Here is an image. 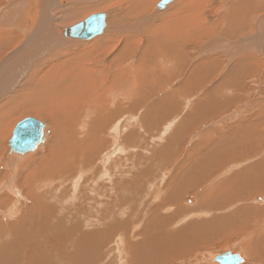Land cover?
Wrapping results in <instances>:
<instances>
[{"label":"bare ground","instance_id":"6f19581e","mask_svg":"<svg viewBox=\"0 0 264 264\" xmlns=\"http://www.w3.org/2000/svg\"><path fill=\"white\" fill-rule=\"evenodd\" d=\"M9 1H5L6 4ZM41 1L45 2L43 4L41 3L44 7L43 11L41 9H39V8H41L42 5L39 4L38 2H41ZM56 1H58V3H60L62 5H63V3H65V2H62L63 0L62 1H60V0H15V2H14L15 5L20 6V3H24V4L26 3L25 6L28 7V8H26L28 11L27 12L28 16H25L26 18L22 17L23 20L18 19V22H17L18 24L14 23L15 26L13 29H14V33H16V34H14L11 29L9 31V30H6V28L5 29L3 28L5 30V32H4V30L2 32H0V44H1V42L8 43V44H6V48H7V46L10 44V42L6 40L7 38H5V35L10 34V35H12L11 37H14L16 40V42L13 41V43L15 45H18L13 50V52H11L12 51L11 50L10 51L11 53H8L9 54L8 57H10V59H8V57H3L0 55V59H1L0 60V80L3 81V82L0 81V99H1V101H0V138L2 137V134H3L2 129H4L5 127L8 128L7 126H9V124H10V121H11L10 119L15 114H17V112L20 110H21V112L27 111L31 114L36 113V115L41 114L45 118H48V119H50V117H51V120L54 123L59 122V118H61L65 124V126L63 125V128L60 126V129H61L60 132L62 134L60 135L59 140H58V137L56 135V139H55L56 141L54 142V143H56V145H48L44 154H39L36 157H34V156L31 157V156H29L30 152H27L28 153L27 155L29 158H27L28 159L27 162H24L22 164L20 163L21 165L19 164L18 170H21V173L19 175V180H18L16 185H14L16 183L15 182L16 178H15V180L14 179L11 180V179H6L7 178L6 177V178H4L6 180L3 179V181L0 182V193H2V195H3L2 200L6 201L8 196L16 198V196H11L12 192L14 195V193H15L14 191H16L17 194L22 195L21 198L26 197L27 199L30 198V200H31V206H27L26 208L23 207V208H20L18 210L17 209L16 210L11 209V210H13V212L11 211L12 213H11L10 217L13 215L16 216L17 214H19L18 216L13 217L15 219L13 222L3 224V222H2L3 218H0L1 219L0 220V264H57L58 263L57 260L60 261L59 259L63 260V262H59V264H97V258H98V261L100 258L98 256V254L100 255L101 250L103 249V245L105 244L104 238L107 237L106 236L107 233H110V236H111V234L114 235V233L118 232L117 226H118V228L120 227V225L118 224L119 223L118 218L123 216V212H125V210H126L128 212V215L127 214H124V215H127L128 218H131L133 216V214L135 213V211H139L138 210L139 208H142V209L146 208L144 201H142V199L145 195L142 194L143 196L139 197L141 199L137 200L138 206L136 209L134 205H136L137 202L136 203H130L129 198H132V197L137 198V197H135V196L129 197L128 195H125L124 194L126 191L125 188L135 189V190H137L138 193L139 192L143 193L144 188L142 190L137 189V185H136V184H138L137 182L141 181L143 178H148L149 180L152 179L153 172H155L154 166L156 164V161H154L155 164H152L151 167L147 168L143 172H140L139 174H136L132 178L125 171L120 173V174H114L109 169L115 163L110 164L109 167L107 165H108L111 158L113 159L116 155H118L117 153H121V154L124 153L125 149H124V147L123 148L120 147L119 150L117 147H114V149H113V147L111 146V148L109 150L108 149L104 150V146L105 145L107 146V143H108L107 138H109V136H111V135H114L117 142H120L119 141L120 140L119 139L120 134L126 133L127 132V131H125L126 129H129L132 126H135V122H134L135 120H136L137 125H139L140 128L142 130H144V132H146L145 130H149L148 128L150 126L148 127L147 124L153 126L152 121L154 119L153 120L151 119L152 121L146 120V118H145L146 115L144 117H142V119H141V117H139V115H137V117L136 116H131V117L129 116L127 118L124 117L125 119H121L122 118L121 116H120L121 118L119 119L118 116L121 114L128 116V114H130L133 110L137 109L136 108L137 102L147 101L148 96L150 97V95L154 94V92H158V91H152V90L157 89V88L158 89L162 88V83H164L163 82V72H162V70H163V64H162V62H163V47L164 46L158 44L159 47H161V49L158 53V55H160V56L156 55L155 52L151 53V54H153V57L152 56L149 57V58H151L150 59L151 61L148 64H153V65H149V66L145 67L146 65H144L145 63H143V62L146 59H149V58L145 57L149 54L148 53L149 51L147 52L148 49L143 50L142 48H146L147 46L145 47V45H144L141 48L142 53H140L139 55L137 53L136 56H138V57L135 60L134 59L135 54L133 56H131L133 53L129 54L130 50L125 49L124 48L125 46L124 47L119 46V44L121 42H116L112 38L109 37L111 35L115 36L116 34H114L113 31H112L113 34H111V32H109L108 30H107V32L105 31L107 29V27L109 26V23L107 21L106 27L104 29V32L106 33V35L101 36V37L99 36L98 39H96V37H95V39L93 38L94 43L96 45V48L95 49L89 48V50H79L77 52V57L73 58V54L71 52H69V48L66 49L67 45L66 44L63 45L64 40L65 41L68 40L64 36V30L68 29L70 27H68V28L63 27L60 29V28H56V26L61 25L62 22H64V21H70L71 22V21L77 19L79 17V14H77L76 11L78 9H75L76 8L75 7L72 9L70 8L71 11L68 8L64 9V10H59L61 8H59V9L55 8V10H54L53 6L56 5ZM77 1H79V0H77ZM174 1L175 0H173V2ZM190 1L191 0H185V1H182V2L179 1V2H181L180 3L181 5L188 4L189 7H193V5L190 3ZM2 2L3 1L0 0V5L3 7ZM160 2H161V0L158 1L157 10L159 9L158 5ZM173 2H171L170 4H172ZM175 2H177V1H175ZM200 2L204 3L203 0ZM37 3L41 6L38 7ZM15 5H14V8L16 7ZM137 5H138V3L136 5H134L133 7L129 6L127 8V10L125 11V15L122 16L123 19L131 20L133 16H129V15L134 13V11H136ZM200 5H201V3H200ZM10 6H11V4H10ZM10 6L8 5V8H11ZM203 6H205V5H203ZM235 6H236V8L232 7V8H235V10L233 9L235 11L233 13L237 12L235 15H237L238 17L232 16V17H230L232 19H229V21L226 20L227 22H229L228 28H229V34L231 37H228L229 36V34H228V36H227L228 38H226V34L225 35L223 34L225 36V38L228 40L232 37H234V39L239 38L238 33L242 30H245V28H247V30L249 29L248 30L249 33L250 32H254V33H251V34H253V36H251V37L249 34V35H247V37L243 38V36H244L243 35L242 36L243 41L241 40V42H242L241 44H240V42L238 44V42L234 40V41H232V44L230 43L228 45L227 42H224L221 45V46L226 47V48L229 47L228 49H225V51H223V53L226 55H229V60H230V56H231V60L229 63L230 64L229 68L227 66H225L223 69H221L220 78L222 79L224 84L228 85L227 89H230L232 92H234L235 89L238 90L239 86H241V87L246 86V84H240V82L241 81L242 82L247 81V78H246V77H248L247 75L253 74V72H255V75L257 77L262 78L264 80V73H263L264 69L262 71H259L258 73L256 71V70H260L259 66L260 67L262 66V68H263L264 58H262L263 56L262 57L260 56L261 58H257V55L255 54V53L260 52V48H261L260 45H262V43H264V17L262 19L259 18L260 21L257 20L254 23H251L252 20H250L251 14L253 15V13H255V12L260 13V11L264 12V0H239V3L235 4ZM22 7H21V9H22ZM96 7H97V9H99L98 6H96ZM8 8H7V10H8ZM165 8H168V5L165 6L164 9ZM17 9L19 10V7ZM56 9H58L59 11ZM85 9L86 8H84L82 10L84 11ZM162 9L163 8H160L159 10H162ZM164 9H163V11H164ZM22 11L23 12L21 13V16L25 10H22ZM0 15H2V14H0ZM3 15H4V13H3ZM17 16H18V14L16 12L13 17L11 16V18L12 19L14 18L16 20ZM107 16H108V14H107ZM163 16L164 15H160L158 17H163ZM229 16H231V14ZM27 17H29V18H27ZM6 18H8L7 15H6ZM165 18L171 19L172 21H175V18H178V16L177 17H176V15L165 16ZM253 18H256V17H253ZM7 21L10 22V26L13 24V23L11 24V21L9 19ZM19 22H20V24H19ZM3 25L1 27H3ZM6 27H9V26H6ZM10 28H12V26ZM119 28H121V27L120 26L117 27V30ZM199 29H198V31L195 32L198 35H200L199 32L202 31L201 29L200 30ZM202 29H203V31L201 33L207 31V30H205L204 26L202 27ZM115 31L116 30H114V32ZM226 31H228V29ZM108 32L110 34H108ZM195 33H192V34L195 35ZM208 33H209V31H208ZM243 33H244V31H243ZM11 37H8V39ZM72 40H74V39H71V41ZM75 41H78V40H75ZM111 43H112L111 50L110 51L106 50V48L109 45H111ZM186 44H185V46H186ZM4 45L2 44L0 46V48L5 47ZM183 45H184V43H183ZM224 45H226V46H224ZM38 46H40L39 50H38ZM155 46H157V44H155L153 47H155ZM177 46H178L177 42L175 44H171V48L175 49V48H177ZM81 47H79V49ZM117 47H119L118 50H117ZM167 47H169V45ZM233 49L234 50L236 49L237 51L235 53H233L232 55H230L232 53ZM261 49H263V48H261ZM211 50H215V47L213 48V47L209 46L205 51H203L198 56H201V55L206 56L207 55V56L213 57ZM0 52H1V49H0ZM134 53H136V51ZM2 54H4V53H2ZM42 54H44L46 56V59L44 60V62L41 63V62H39V56ZM175 58L176 57H172L170 59V62H171V60L174 61ZM127 59H131V60L127 61ZM133 59H134V64H133ZM226 59H228V57ZM60 60H61V64H57V65L51 67L52 64H54L56 62L58 63V61H60ZM93 61L98 62V63H103L104 64V70L100 71L101 69L99 70L98 67H91L88 65V63H91ZM172 62H171V64H172ZM136 63H137V65H136ZM214 65H215V63L212 64V61L211 62L209 61L208 64H206V65H201V66L196 65L195 66V70L200 73V74L198 73L199 76H197V81H198L199 85L205 84L206 81L207 82L209 81L210 77L215 76V75H212L210 72L211 67ZM248 68H250V69H248ZM118 69H123V70L122 71L120 70V72L119 71H117L115 73L113 72V71H116ZM92 75H103V76H99L97 78L92 79ZM120 81L122 82L121 85L119 84L120 85L119 87H121V88L120 89L117 88L118 85L116 87H114ZM260 83H261V89H259ZM260 83H257V82L254 83L256 91L252 90L251 93L255 92V94H257L256 92H258L260 90L261 93L259 94V92H258V94L261 96L262 100L261 101L258 100L257 102L260 104V109L263 110V112L262 111L260 112V115L264 119V82L260 81ZM18 85H20L19 86L20 90H18V88H16ZM103 86H105L104 89L102 88ZM27 87H29L28 89H31L30 91L27 90V92L29 93L28 94L29 97L27 96L25 98V101L23 100L22 103H23V105L26 103L28 106L33 105V107H35V108L32 107V109H31V106L30 107H24L23 105L22 106L20 105L19 110H18V108L16 106L12 107L13 102H11V100H10V102L12 105L9 103H4V101H2V98L4 99L6 97V93L11 92V89H12V93L17 94V92L20 91V93H21ZM97 87H100L103 90L102 91L99 90L101 92H97V89H98ZM159 90H161V89H159ZM181 92H182V90H181ZM23 93L25 94V92H23ZM168 94H171V93H168ZM178 94H179V92H178ZM243 94H247V93L243 92ZM7 95H9V94H7ZM21 95L24 96L23 94H21ZM252 95H253V93H252ZM13 96H14V94H13ZM153 96L154 95H152V97ZM133 97L135 100H134V103L132 104V98ZM22 98H24V97H22ZM193 98L194 97H192L189 100L192 101ZM235 99L236 98H234V100ZM257 99L258 98H256V99L254 98L253 100H257ZM156 100H159V98ZM156 100H154V101H156ZM160 101H162L161 97H160ZM150 103L152 104L154 102H150ZM156 103L152 104L153 105L152 108L148 111H151L152 113L153 112L157 113L156 109L159 108L158 107L159 103L158 104H156ZM188 103H190V102H188ZM148 105L150 106V104H148ZM146 106H147V103H146ZM242 109H244V108H242ZM16 110H18V111L16 112ZM162 110H163V108L159 111L161 112ZM175 110H177V109H175ZM240 112H241V110H240ZM140 115H142V113ZM160 115H158L157 117H159ZM116 116L119 120L118 119L115 120ZM150 116L151 115H149V117ZM153 118H156V117L153 116ZM22 119H24V118H22ZM143 119H145V120H143ZM176 120L177 119L175 118L173 121L168 122V126L166 127L165 131H163V136L166 132L171 130L172 126L174 125V121H176ZM140 121L142 122L141 125H140ZM160 122H161L160 124H162L161 120H160ZM11 124H13V123H11ZM56 125H57L56 129H58L59 125L58 124H56ZM146 127H148V128L145 129ZM158 127L160 129L159 124H158ZM158 127L156 126L153 128H156L155 130H157ZM11 128H10V130H11ZM245 129H243V131ZM247 129H249V128H247ZM258 130H259V128H258ZM239 132H242V131L240 130ZM47 133H48V128H47V124H45L44 141H43V143H41L37 147V149H36L37 151L34 150V153L41 150L44 142L47 139L46 138ZM237 134H238V131H237ZM135 135H136V129H135V132H134V130L133 131L130 130L128 135H127V139L124 136V139L122 140V141H124V145L131 143L130 140H133V136L135 138ZM248 135H247V138L250 136V135L249 136ZM255 135H253L251 133V137L255 136ZM137 136L139 137V135H137ZM163 136H158V139L163 140ZM220 136H222V135H220ZM236 137L238 138L239 136L237 135ZM236 137L227 136L226 139L231 138L232 140H234V138H236ZM222 139H223L224 143H225V141L227 142L226 139L225 140H224V138H222ZM223 141H221V142H223ZM253 141H255V140H253ZM262 141H263V139H262ZM221 142L218 143V146H220ZM234 142H235V140H234ZM234 142L230 141L229 144L232 145V143H234ZM256 142L257 141H255L250 146L255 147ZM0 143H2V142H0ZM234 144H236V143H234ZM258 144H260V143L258 142ZM109 145L107 146L108 148L110 147ZM221 145H222V143H221ZM243 146L240 147L238 145L237 148H239V150H241L239 153H242V151L246 149V147L245 146L243 147ZM246 146H248V145H246ZM260 148H261V146H260ZM221 149H223V147ZM145 150H147V149H145ZM216 150H219V148L217 149V147H215V151ZM231 150L232 151L235 150L234 147H232ZM237 150L238 149H236L235 152ZM1 151H0V157H1L0 159H2V155L5 156L4 154H1L2 153ZM201 151H202V149H201ZM219 151L220 152L224 151V149L219 150ZM232 151H230V152H232ZM250 151H252V150H250ZM250 151L248 153L247 149L245 150V153L247 152V157L249 156L248 154H251ZM230 152H228V153L226 152V153L229 154ZM235 152H234V154H231V155L237 156V153L235 154ZM15 153H17V154H15ZM25 154H21L17 151H12L11 154L10 153L8 154V155H10L9 156L10 158L7 157L5 160L9 162V165H10V162L13 161L14 163H16L15 164V166H16L19 161H21L27 157V155H25ZM121 154H119V155H121ZM219 154L223 155V152H221ZM243 154H240V156ZM222 155H221V157H222ZM159 156L162 157L163 156L162 153L159 154ZM224 156H225V152H224ZM216 157H217V155H216ZM249 157H251V156H249ZM158 158H160V157H158V156H157V158L155 157V160ZM193 158H195V157H193ZM215 158H213V159H215ZM234 158H235V156H234ZM226 159H227V157H226ZM243 159H245V158H243ZM187 160L189 161L190 159H187ZM227 160L229 161V159H227ZM114 161H115V159H114ZM145 161H147V159ZM230 162H232V161H230ZM240 162L242 163V161H240ZM222 163L224 164L225 162H222ZM241 163L237 164L236 167L241 168V166L243 165V163L242 164ZM157 165H158V163H157ZM259 165H261V166H259ZM234 167H235L234 165L231 166V168H234ZM191 168H192V164H191ZM214 168H215V166H214ZM218 168H220V167H218ZM16 169H17V167H16ZM254 169L256 171H257V169L258 170L263 169V172L261 174L260 173L261 171H259L256 174V171ZM254 169H253L254 174L249 173V170H247V169H246L247 173L245 171L246 180L249 184L252 185L251 186L252 190H248V191H244V192H246V193L249 192V194L251 192H255V191L258 192L259 190H261V187H264V161L262 162V164L259 163V164L255 165ZM11 170H13V169L11 168ZM87 174H90L93 176L94 185H92L90 187V194L81 195L82 189H84V187L86 186ZM222 175L223 174H221V176ZM242 176H244V175H242ZM238 177H240V176H238ZM163 180H164V176L161 179V181H163ZM172 180H173V178H172ZM52 183H56V184L51 186ZM177 183H178V181H177ZM66 184H69L71 187H68V188L64 187ZM167 184H170V183L168 182ZM167 184L165 185L166 188L168 186ZM219 184H222V183H219ZM171 185L173 186L172 181H171ZM234 185H235V183H234ZM225 186H227V185H225ZM231 186H233V185H231ZM241 186H243V185H241ZM178 187H180V186H178ZM218 187H219V185H218ZM218 187H217V190L219 189ZM70 188H71V192H73V194H74L73 196H75V200L77 201L79 198V204L78 205H75V206L69 207V208L65 207V205L64 206L61 205L60 209H56L53 206L49 205V201H48L49 197H52L54 199V198H56L57 192L67 193ZM227 188H228V186H227ZM227 188H224V190ZM215 189L213 190V193L216 192ZM117 191L119 192V194L117 193ZM220 191L222 192L221 189H220ZM220 191L218 190L219 193H220ZM229 192H231V191H229ZM178 194L180 195V196L178 195L179 197H182L180 192ZM249 194H247V195H249ZM38 195H41V197H38ZM165 197H167V195ZM173 197H174V195H173ZM105 198H107V200ZM0 199H1V197H0ZM11 199H13V198H11ZM23 199H24V201H28L25 198H23ZM60 199H61L60 202L62 204L66 203L65 197H60ZM124 199H128V200H124ZM165 199H167V198H165ZM170 199H172V197H170ZM244 199H242L243 202H244ZM176 200H179V199H176V197H175V201ZM210 201H212V199H210ZM13 202L15 204L18 202H21L20 204L23 203V201H21V200L19 201V199H18L15 201L12 200L10 202V205H12L11 203H13ZM14 203L12 205L13 207H15ZM70 203H72V202H70ZM204 204H205V201H204ZM160 205H161V203H160ZM205 205H207V204H205ZM216 207H217L216 204H214L213 208H216ZM222 207L223 206H221L220 209ZM9 211H10V209H9ZM120 212H122V215L120 214ZM250 212H251V210L250 211L246 210V209L242 208V206H241V208H238L237 212L234 213L235 214L234 216L230 215V216L226 217L225 219L224 218H221V219L218 218V219H216V221L219 222L221 220H224L223 227L226 229V230L225 229L224 230L228 234H230V232L233 230L243 232L246 230L248 231V229H252V230H255V232L257 231L256 232L257 235L254 236L255 240L253 242V245L255 246V248L258 247L260 249H264V224L262 223V221H260L257 218V216L255 217V214H258L257 209L253 210V212L251 214H250ZM69 213H73L74 215L69 214ZM135 214H137V213H135ZM142 214L146 215V212H142ZM2 216H3V214H2ZM244 216L245 217L247 216V220L244 218ZM13 218L11 217L12 220H13ZM133 218H135V216ZM132 219H130V220H132ZM218 224H221V223H218ZM122 229H124V228H122ZM203 229H204V227H203ZM261 230H263V232ZM204 231H205V229L200 231V232L204 233ZM258 232H259V234H258ZM235 233H237V232H235ZM232 235H233V233H232ZM197 236L198 235H196V238L198 239ZM123 237H124V235H123ZM123 239L125 242L128 241L125 238H123ZM45 240H46V243H45ZM124 241L122 242V240L120 239L118 245H117V243H115L118 251L123 252ZM147 241H145V244L148 247ZM198 241H200V240H198ZM70 243L73 245V249L70 247V249L68 251L66 248V245L70 244ZM150 243H151V241H150ZM130 244H131V246H130L131 252H129V253H131V255H132L130 258V259H132L130 264H133L136 261H139V263H141V264L143 261H153L152 263H154L156 261V259L160 258V256L157 255L160 253L156 254V252H154V250H152V249H151L152 251L148 252L147 248H146V254L142 255V253H140L138 251V248L135 246L134 243H130ZM238 244H240V242H238ZM248 245H249V243H248ZM255 248L252 249L251 254L254 255L257 258V260L258 259L261 260L260 258L264 259V252H263L264 250H260V252H259V250L255 249ZM46 249H49V250L47 251ZM156 249L158 251L157 247H156ZM125 250H127L126 247H125ZM134 250H135V254H134ZM161 251H163V249H161ZM121 252L119 253L120 255H121ZM213 254H215V253H213ZM232 254H238V253H232ZM217 256H212L210 259L211 260L215 259V257H217ZM116 257H118V256H116ZM242 257L243 256H241V258ZM102 259H104V258H102ZM210 259H208L209 262L211 261ZM145 263L147 264V262H144L143 264H145ZM243 263H244V259L242 258V264ZM149 264H151V263H149ZM214 264H218V263L215 261Z\"/></svg>","mask_w":264,"mask_h":264},{"label":"rangeland","instance_id":"374dc122","mask_svg":"<svg viewBox=\"0 0 264 264\" xmlns=\"http://www.w3.org/2000/svg\"><path fill=\"white\" fill-rule=\"evenodd\" d=\"M2 1H3L2 2L3 7L0 5V12H1L0 14H2V15H0V21H1L0 22L1 23L0 24V30H1L0 32H2L6 28V30H9V31L11 29L12 32L14 33V29H13L15 26L14 23L16 24L18 22V19L23 20V18L25 16H28L27 15L28 11L26 9L28 7L25 6L26 3L25 4L20 3V6L21 7L23 6L21 9V7L19 5L14 4L15 0H12V1L10 0L11 2L9 0H2ZM5 1H9L10 3L8 2L6 4ZM60 1H62V0H60ZM158 1H160V0H79V1H77V0H63L62 2H65V3H63V5L58 3V1H56V5L53 6L54 10H55V8H58V9L61 8L59 10H64L67 8L72 9L75 7H76L75 9H78L76 11V13L79 14V17L77 19L71 21V22L70 21H64V22H62L61 25L56 26V28H60V29L63 27L68 28V27H71L73 25H76V24L84 21L85 19H87L91 15L99 14V13H105V14L107 13L108 14L107 21L109 23V26L107 27V29L105 31L107 32V30H108L109 32H111V34H113V33L116 34L115 36L111 35L109 37L112 38L116 42H121L119 44V46H121V47L125 46L124 47L125 49L130 50L129 54L133 53L131 56H133L134 54L136 56L137 53L139 55L140 53H142V49L143 50L148 49L147 52L149 51L148 53L150 55L147 53L148 55L145 57L146 58H149L150 56L153 57V54H151V53L155 52V54L158 55V53L161 49V47H159V45L164 46L163 47V62H162V64H163L162 72H163V82L164 83H162V88H159L161 90H159L158 88H157L158 90L157 89L152 90V91H158V92H154V94H152V95H154L153 97H152V95H150V97L148 96L147 101L137 102L136 103L137 109L133 110L130 114H128V116H125L124 114H121L118 116L119 119L121 117H122L121 119H125L124 117H126V118L129 116L130 117L131 116L137 117V115H139V117H141V119H142V117H144L146 115L145 116L146 120H151V119L153 120L154 119L153 121L151 120L153 122V126L147 124L148 127L150 126L151 128L146 127L145 129L148 128L149 130H145L146 132H144V130H142L139 125H137L136 120H135L134 121L135 126H132L129 129H126L125 130V131H127L126 133L120 134V136H119L120 142H117L115 136L111 135V136H109V138H107L108 139L107 140V142H108L107 146L110 144L109 145L110 147L108 148L106 145L104 146V150H107V149L109 150L111 148V146L113 147V149H114V147H117L118 150L120 149V147H122V148L124 147V149H125L124 153H122V154L117 153L118 155H116L113 159L111 158L108 165H107L109 167L110 164L115 163L109 169L114 174H120V173L125 171L132 178L136 174H139L140 172H143L147 168L151 167L152 164H155L154 161H156V164L154 166L155 172H153V176L151 175L152 179L149 180L148 178H143L141 181L137 182L138 184H136L138 190H142L144 188L143 193L139 192L140 193L139 194L137 192V190H135V189L125 188L126 189V191L124 193L125 195H128L129 197H132V196L137 197V198H133V197L129 198L130 203H136L138 199H141V198H139L140 196L145 195L143 197L142 201H144L146 208H143V209L139 208L138 209L139 211H135V213H137V214L134 213L131 218L127 217L128 212L126 210H125V212H123V216L118 218V222H119L118 224L120 225V227L118 228V226H117V229H118L119 233L116 232V233H114V235L111 234V236H110V233L106 234L107 237L104 238L105 239L104 240L105 246L103 245V249L101 250L100 255L98 254V256L100 258H99V261L97 258V264H130V262L132 260V259H130L132 255H131V253H129V252H131V250H130L131 244L130 243H134L135 246L138 248V251L140 253H142V255L146 254V248H147L148 252L154 250V252H156V254L160 253V254H157L160 256V258L156 259V261L154 263H152L153 261H143L142 264L144 262H147V264H149V263H151V264H214L215 263L214 259H212V260L210 259L212 256L225 254L227 252L238 253L241 256H243L242 257L244 259L243 264H264L263 258H260L261 260H259V259L257 260V258L251 254L252 249L255 248V246L253 245V242L255 240L254 236L257 235V233H256L257 231L255 232V230H252V229H248V231L246 230L243 232L233 230L234 232L231 231L230 234H228L225 231L226 229L223 227L224 220H221L219 222L216 221V219H218V218H220V219L224 218L225 219L226 217H228L230 215L234 216L235 215L234 213H236L238 208H241V206H242V208H244L246 210H249V211L251 210L250 214L253 212V210L257 209L258 214H255V217L257 216V218L260 221H262V223L264 224V187H261V190H259L258 192L255 191V192H251L250 194H249V192L248 193L244 192V191L252 190V188H251L252 185L249 184L246 180L245 171L247 173V170H249V173L254 174L253 172L255 170L254 169L255 165H257L259 163L262 164V162L264 161L263 160L264 159V156H263L264 155V136H263L264 135V119L260 115V112L261 111L263 112V110L260 109V104L257 102L258 100L259 101L262 100L261 96L259 95L261 92H260V90L258 91L259 94H258V92H256L257 94H255V92H252L253 95L251 93L252 90H255L254 83H256V82L260 83V81L264 82V80L262 78L257 77L255 75V72H253V74L249 73L250 75H247L248 77H246L247 81H245V82L241 81L240 82V84H246V86H244V87L239 86L238 90L235 89V91L232 92L230 89H227L228 85L224 84V82L220 78L221 69H223L225 66H227L229 68V66H230L229 63L231 60V56H230V60H229V55H226L223 53V51H225V49H228L229 47L226 48V47H223L221 45L224 42H227L228 45L230 43L232 44V41H234V40L237 41L238 44H239V42L241 44L242 43L241 40L243 41V38L247 37V35H249V34H250V37L253 36V34H251V33H254V32L249 33V31H248L249 29L247 30V28H245V30H242L238 33L239 38L234 39V37H232L229 40L226 39L228 37H231L229 34V28H228L229 22H227L226 20L229 21V19H232L230 17L237 16V15H235L237 12L236 13H233V12H235L234 11L236 8L235 4H238L239 0H203L204 3L200 2L202 0H193V1L191 0L190 3L193 5V7H189L188 4H183V5L180 4L182 1H185V0H175L177 2L174 1L172 4H169L168 8H165L164 11H163V9L162 10L158 9L159 11L157 10ZM179 1H181V2H179ZM38 3L43 4L45 2L41 1ZM137 3H138V5L136 7V11H134V13L129 15V16H133L132 19L131 20L123 19L122 16L125 15V11L127 10V8L129 6L133 7ZM200 3H201V5H200ZM10 4H11V6H10ZM39 4L37 5L38 7L42 5V4L41 5H39ZM8 5L11 8H8ZM14 5L16 6L15 8H14ZM203 5H205V6H203ZM17 6L19 7V10L17 9L18 8ZM96 6H98L99 9H97ZM232 7H235V8H232ZM7 8H8V10H7ZM84 8H86V9L83 11L82 9H84ZM39 9H41L43 11L44 10L43 5ZM58 9H56V10H58ZM71 9H70V11H71ZM223 9L224 10L226 9V10L224 11ZM22 10H25V11L21 16V13L23 12ZM2 12L4 13V15ZM16 12H17L18 16L15 20L14 18L12 19L11 16L13 17ZM5 14L7 15L8 18H6ZM230 14H231V16H229ZM160 15H164V16L158 17ZM174 15H176V17L178 16V18H175V21H172L171 19L165 18V16H174ZM253 15L251 14V18H250V20H252L251 23L256 22L257 20H259V18L262 19L264 17V12L263 11H260V13L255 12V13H253ZM252 16L256 17V18H253ZM27 18H29V17H27ZM8 19L11 21V24L13 23L11 25L12 28H10L11 26H10V22L7 21ZM4 23L5 24L7 23V24L5 25ZM19 24H20V22H19ZM2 25H3V27H1ZM6 26H9V27H6ZM119 26L121 28H119L117 30V27H119ZM203 26L205 27V30H207V31L201 33L203 31V29H202ZM112 28L116 31L114 32V30ZM197 28L198 29L200 28L202 30L199 32L200 35L195 33L196 31H198ZM227 29H228V31H226ZM112 31H113V33H112ZM208 31H209V33H208ZM243 31H244V33H243ZM4 32H5V30H4ZM109 32H108V34H110ZM192 33H195V35ZM14 34H16V33H14ZM221 34L222 35L226 34V38L224 35L222 36ZM228 34H229V36H228ZM105 35H106V33L104 32V34L100 35V37L105 36ZM11 36L12 35H10V34L5 35V38H7L6 40L10 42V44L7 46V48H6V44H8V43L1 42V44H0V46L2 44L3 45L5 44L4 45L5 47L0 48L1 49L0 55L3 57H8V55H9L8 53L13 52V50L18 46V45H15L13 43V41L16 42V40L14 37H11ZM242 36H243V38H242ZM8 37H11V38L8 39ZM98 38H99V36L96 37V39H98ZM94 39L88 40V41H79L78 40L80 43L78 41H75V40L71 41V39L70 40L68 39L66 41L63 39L64 40L63 45L66 44L67 45L66 49L69 48V52H71L73 54V58H76L77 52L79 50H89V48H92V49L96 48V45L94 43ZM176 42H177V45L179 47L177 46V48H175V49L171 48V44H175ZM183 43H184V45H183ZM155 44H157V46L153 47ZM185 44H186V46H185ZM144 45H145V47L146 46L147 47L142 48ZM168 45H169V47H167ZM209 46L213 47V48L215 47V50H211L213 57H210L207 55L206 56H202V55L198 56L203 51H205ZM224 46H226V45H224ZM79 47H81V48L79 49ZM260 47L263 49L260 48V52L255 53V54L257 55V58H261L262 56H263L262 58H264V43H262V45H260ZM39 48H40V46H38V50H39ZM111 48H112V43H111V45H109L106 48V50L110 51ZM118 48L119 47H117V50H118ZM135 51H136V53H134ZM236 51H237L236 49L235 50L233 49L232 53L230 55H232ZM2 53H4V54H2ZM135 56H134V59L136 60V58L138 56H136V57ZM158 56H160V55H158ZM172 57H176V58L174 61L171 60V62L173 61L171 64L170 59ZM227 57H228V59H226ZM199 58H201V59H199ZM8 59H10V57H8ZM45 59H46V56L44 54L39 56V62L42 63V62H44ZM134 59H133V64H134ZM150 59L151 58L146 59L143 62V63H145L144 65H146L145 67H147L149 65H153V64H148L151 61ZM197 59H199V60L197 61ZM130 60L131 59H127V61H130ZM209 61L210 62L212 61V64L215 63V65L212 66L211 70H210L211 74L215 75V76L210 77L208 82L206 81L205 84L200 86L198 81H197V76H199L200 73L195 70V66L196 65L197 66L206 65V64H208ZM57 64H61V60L58 61V63L56 62V63L52 64L51 67L55 66ZM88 65L91 67H98L99 70L101 69L100 71L104 70V64L103 63H98V62L93 61L91 63H88ZM136 65H137V63H136ZM192 66H194V67L191 68ZM261 68H262V66L261 67L259 66L260 70H256L257 73L259 71H262L264 69V66L262 69ZM248 69H250V68H248ZM120 70L122 71L123 69H118V70L113 71V72L114 73L117 71L120 72ZM263 73H264V71H263ZM193 74H194V76H193ZM99 76H103V75H92V79L97 78ZM1 82H3V81H1ZM119 84L121 85L122 82L121 81L118 82L114 87H116L118 85L117 88L120 89L121 87H119L120 86ZM19 86L20 85H18L16 87V88H18V90H20ZM185 86H187V87L185 88ZM100 87H97L98 88L97 92H101L105 86L102 87L103 89ZM28 88L29 87L24 89V91H22L21 93H20V91L17 92L18 95L16 93H12V89H11L10 93L12 95L10 93H6V97L4 99L2 98V101H4V103H9V104H11V102H13V105L11 104L12 107L16 106L19 110L20 105L21 106L23 105L22 101L23 100L25 101V98L27 96L29 97V95H28L29 93L27 92V90L30 91L31 89H28ZM183 88H184V91H183ZM259 89H261V83L259 85ZM99 90H101V91H99ZM181 90H182V92H181ZM23 92H25V94ZM178 92H179V94H178ZM243 92H245L247 94H243ZM168 93H171L172 95L168 94ZM7 94H9V95H7ZM13 94H14V96H13ZM21 94H23L24 96H22ZM221 95L224 96L223 99H220ZM22 97H24V98H22ZM160 97H161V100L163 102L160 101ZM168 97H170L171 102L165 100ZM192 97H194V100H192V101L189 100ZM158 98H159V100H156ZM234 98H236V99L234 100ZM254 98L255 99L258 98V99L253 100ZM10 100H11V102H10ZM134 100L135 99L133 97L132 98V104L134 103ZM154 100H156V101H154ZM0 101H1V99H0ZM193 101H195L196 107L188 108L186 113H185V117L189 118V119L198 118L197 115H199V114L210 115V113H211L210 111H215L217 109V107H220L223 103L224 104L219 109V111L217 112V116L213 117V119L212 118H206L205 116H204V118L202 116H199V118L204 119V121L201 123L200 128L193 127L196 129L195 133L189 132L188 128L186 129L184 126L181 129L183 137H177L179 134V133H177L175 136H170V137L165 138V136L168 135L170 130L168 132H166L163 136V131H165L166 127L168 126V123H167L164 125V129H163V127H161L163 125V120H162L163 115H166L167 117L171 116L170 118L174 117V119H175V117L177 115H180V113L183 112L184 106L185 105L187 106L188 102H193ZM150 102H154L152 104H155L156 102H157L156 104L159 103V105H158L159 108L156 109V112L158 114L154 113V112L152 113L151 111H148L153 106ZM146 103H147V106H146ZM148 104H150V106ZM201 105H208V106H205L204 108H202V110L196 109L198 106H201ZM23 106L24 107H30L31 106V109L33 107V105L28 106L26 103ZM160 106L163 108V110L161 112L159 111L162 109ZM33 108H35V107H33ZM242 108H244V109H242ZM175 109H177V110H175ZM18 110H16V112ZM220 110H222L221 114H219ZM240 110H241V112H240ZM18 112H17V114H15L10 119L11 121H10L9 126H7L8 128L5 127L6 129L5 128L2 129V131H3L2 137L4 139L2 137L0 138V142H2V143H0V148H1L0 151L2 150L1 154L5 155V156L2 155V159H0V182L3 181V179L6 177H7L6 179H11V180H13V179L15 180V178H16V181H15L16 183L14 185L17 184V182L19 180V175L21 173V170H18L19 164L27 162V160H28L27 158H29L27 155L28 153H26L25 155H27V157L25 159L19 161L16 166H15L16 163H14L13 161H11L10 165H9V162L5 160L7 157L10 156L8 154L9 153L11 154V152H12L11 148H10V139L12 138L13 131H14L16 125L28 117L40 119L45 124H47V128H48V133H47V137H46L47 139L44 142L41 150H39L36 153H34V151L30 152L29 156H31V157H33V156L36 157L39 154H44L48 145H56V143H54L56 141L55 140L56 135H57L58 140H59V137L62 134L60 132L61 131L60 126L62 128H63V125L65 126V124L61 118H59V122L54 123V122H52L51 117H50V119H48V118H45L41 114L36 115V113L31 114L27 111L21 112V110ZM227 112H228V114H227ZM141 113H142V115H140ZM224 114H227V118H230V120H227V122L233 121L236 117L239 116V114H242L246 119L243 122V124H244L243 129H245V128L246 129L244 131H243V129H241L242 132H239L240 130H237L238 134H237V131H234L235 135H240V136L238 138L237 137L234 138L235 142H234V140H232V142L236 143V144L232 143V145L234 144L233 146L231 144H229L230 139L227 138L226 139L227 142L225 141V143H224L223 139L220 138L221 137L220 135H224L227 132V130H222L223 127H219L218 129H220V131L218 130L217 131L218 134L215 135L216 129L214 128L215 126L212 123L218 119H220V121H226ZM149 115H151V116L149 117ZM158 115H160V116L157 117ZM235 115H238V116H235ZM153 116L156 118H153ZM181 116L182 115L176 117V119L178 120ZM22 118H24V119H22ZM118 118L116 116L115 120H117ZM143 120H145V119H143ZM160 120L162 121V124H160L161 123ZM11 123H13V124H11ZM141 123L142 122L140 121V125H141ZM56 124L59 125L58 129H56L57 128ZM158 124L160 125V129L158 127ZM156 126L158 127L157 130H155L156 128H153ZM205 126H208V127H205ZM10 128H11V130H10ZM173 128H174V125L172 126L171 130ZM247 128H249V129H247ZM258 128H259V130H258ZM135 129H136L135 138L133 136V140H130L131 143L124 145V141H122L124 139V136L127 139V135L129 133V131L134 130V132H135ZM201 129H202V131H200ZM209 131H210V134L208 133ZM211 133H213L214 135ZM251 133L253 135H255V134L256 135L251 137ZM137 135H139V137ZM247 135L249 136L248 138H247ZM158 136H163V138H165V140H159ZM194 136L196 137V139L194 138ZM262 139H263V141H262ZM253 140L257 141L255 147L250 146L251 144H253L255 142ZM221 141H223V142H221ZM219 142H221L223 146L221 145V143H220V146H218ZM258 142L261 145L258 144ZM238 145L240 147H242L244 145L246 147L248 153L250 150H252L253 152L250 151L251 154H248L251 157H249V156H248L249 158L247 157V152L245 153L246 149L243 150L242 153H239L241 150H239V148H237ZM246 145H248V146H246ZM231 146L234 147L235 150L236 149H238V150L236 152H235V150L232 151ZM260 146H261V148H260ZM215 147H217V149L219 148V150L224 149V151H221V152H223V155L219 154V153H221L219 150L215 151ZM222 147H223V149H221ZM145 149H147V150H145ZM201 149H202V151H201ZM230 151H232L233 153ZM224 152H225V156H224ZM226 152L227 153L230 152V153L227 154ZM234 152H235V154L237 153V156L231 155V154H234ZM161 153L163 155L162 157L159 156V154H161ZM15 154H17V153H15ZM119 154H121V155H119ZM240 154H243V155L240 156ZM216 155H217V157H216ZM221 155H222V157H221ZM157 156L160 158L155 160V157L157 158ZM234 156H235V158H234ZM193 157H195V158H193ZM226 157H227V159H229V161L226 159ZM213 158H215V159H213ZM243 158H245V159H243ZM114 159H115V161H114ZM146 159H147V161H145ZM187 159H190V160L188 161ZM230 161H232V162H230ZM240 161H242L243 165L241 166V168L236 167L237 164L241 163ZM222 162H225V163L223 164ZM157 163H158V165H157ZM191 164H192V168H191ZM233 165L235 167L231 168V166H233ZM214 166H215V168H214ZM217 166L220 168H218ZM259 166H261V165H259ZM16 167H17V169H16ZM11 168L13 170H11ZM259 171H261L260 173L262 174L263 169H260V170L257 169L256 174ZM221 174H223L222 175L223 177L221 176ZM241 174L244 176H242ZM163 176H164V180L161 181ZM238 176H240V177H238ZM172 178H173V180H172ZM6 179H4V180H6ZM170 180L172 181V184L174 187L171 185ZM86 181H87L86 186L84 187V189H82L81 195L90 194V187L92 185H94V178L92 175L87 174ZM177 181H178V183H177ZM168 182L170 184H167ZM219 183H222V184H219ZM234 183H235V185H234ZM55 184L56 183H52L51 186H53ZM166 184L168 185L167 188L165 186ZM218 185H219V187H218ZM225 185H227L228 188ZM231 185H233V186H231ZM241 185H243V186H241ZM178 186H180L181 188ZM64 187L68 188L71 186L69 184H66ZM217 187L219 188L218 190L220 191V189H221L222 192L220 191V193H219L217 190ZM224 188H227V189L224 190ZM214 189L216 191V192L214 191L215 193H213ZM178 191L180 192L182 197H179L180 195L178 194L179 193ZM229 191H231V192H229ZM14 192H15L14 195L12 192L11 196H16V198L8 196L6 201L2 200L3 195H2V193H0V197H1V199H0V218H3L2 219L3 224L13 222L15 220L13 217H16L19 215V214H17L16 216L15 215L11 216L13 218V220H12L10 215L13 212V210H16V209L18 210V209L23 208V207L26 208L27 206H31L30 198L27 199L26 197H23L26 200H28V201H24V199L21 198L22 195L17 194L16 191H14ZM117 193L119 194L118 191H117ZM247 194H249V195H247ZM73 195L74 194H73V192H71V188L69 189V191L67 193L57 192L56 198H54V199L52 197L48 198L49 205L53 206L56 209H60L61 205L62 206L65 205V207H68V208L73 207L75 205H78L79 204V198L76 201L75 196H73ZM166 195H167V197H165ZM173 195H174V197H173ZM38 197H41V195H38ZM60 197L66 198L65 204H62L60 202V200H61ZM170 197H172V199H170ZM175 197H176V199H179L180 201L176 200L177 201L176 202ZM11 198H13V199H11ZM165 198H167V199H165ZM14 199L15 200L19 199V201L21 200V201H23V203L20 204L21 202H18L15 204L13 202L15 205V207H13L12 206L13 203H11L12 205H10V202L12 200L15 201ZM105 199L107 200V198H105ZM210 199H212V201H210ZM242 199H244V202ZM124 200H128V199H124ZM204 201H205V204H207L208 206L204 204ZM70 202H72V203H70ZM160 203H161V205H160ZM214 204H216V206H217L216 208H213ZM134 206L137 209L138 202ZM221 206H223V207L220 209ZM9 209H10V211H9ZM11 209H13V210H11ZM142 212H146V215L142 214ZM2 214L4 217L2 216ZM69 214H73V213H69ZM120 214L122 215V212H120ZM124 214H127V215H124ZM134 216H135V218H133ZM244 218L247 220V216L246 217L244 216ZM130 219H132V220H130ZM218 223H221V224H218ZM203 227H204L205 231H204V233H201L200 231L204 230ZM122 228H124V229H122ZM261 231L263 232V230H261ZM235 232H237V233H235ZM232 233H233V235H232ZM195 234L198 235L197 236L198 239L196 238ZM258 234H259V232H258ZM123 235H124V237H123ZM119 238L122 240V242L124 241L123 238L128 240L126 242L124 241L125 245L123 244V247H124L123 252L118 251L116 248L115 243H117V245L119 244V240H120ZM198 240H200V241H198ZM145 241L148 242V247L146 246ZM150 241H151V243H150ZM238 242H240V244H238ZM45 243H46V240H45ZM248 243H249V245H248ZM70 247L73 249V245L71 243L66 245V248L68 251H69ZM125 247L127 250H125ZM156 247L158 248V251H157ZM161 249H163V251H161ZM255 249L259 250V252H260V250H264V249H260L258 247H256ZM46 250L48 251L49 249H46ZM120 252H121V255L119 254ZM213 253H215V254H213ZM134 254H135V250H134ZM116 256H118V257H116ZM102 258H104V259H102ZM208 259H210L211 261L209 262ZM59 260L60 261L57 260V262H58L57 264H59V262H63L62 259H59ZM133 264H141V263H139V261H136Z\"/></svg>","mask_w":264,"mask_h":264},{"label":"water","instance_id":"95a60500","mask_svg":"<svg viewBox=\"0 0 264 264\" xmlns=\"http://www.w3.org/2000/svg\"><path fill=\"white\" fill-rule=\"evenodd\" d=\"M173 0H161L158 8L169 5ZM107 24V14H94L84 21L64 30L67 39L88 41L104 33ZM45 124L37 118L29 117L19 122L10 139V148L21 154L33 152L44 141ZM214 261L218 264H242L239 254L227 252L218 255Z\"/></svg>","mask_w":264,"mask_h":264},{"label":"crops","instance_id":"0c3cea01","mask_svg":"<svg viewBox=\"0 0 264 264\" xmlns=\"http://www.w3.org/2000/svg\"><path fill=\"white\" fill-rule=\"evenodd\" d=\"M199 59H201V58H199ZM199 59H197V61L199 60ZM196 61V62H197ZM195 66V65H194ZM194 66H192L191 68H193ZM194 76V75H193ZM201 86V85H200ZM187 86H185V88H186ZM189 88V87H188ZM183 90H184V88H183ZM190 90V89H189ZM226 94V93H225ZM224 98V96H220V99H223ZM194 99V98H193ZM192 99V100H193ZM165 100H167V101H169L170 100V97H168V98H166ZM224 104V103H223ZM223 104H222V106H223ZM191 105V106H190ZM205 106H208V105H201V106H198L196 109H199V110H202V108H204ZM222 106H220V107H217V109L215 110V111H210L211 113H210V115H208V114H204V115H202V114H199V115H197V117L198 118H191V119H189V118H186L185 117V113H186V111H187V109L188 108H190V107H196V104H195V101H193V102H190V103H188L187 104V106L185 105L184 106V110H183V112L182 113H180V115H182L177 121H174V128L172 129V130H170L169 131V133H168V135H166L165 136V138H167V137H170V136H175L177 133H179L178 134V136L177 137H183V134H182V132H181V129H182V127H184L185 126V128L187 129L188 128V131L189 132H193V133H195V131H196V129L195 128H193V127H198V128H200L201 127V123L204 121V119H201V118H199V116H202L203 118H204V116L206 117V118H212L213 119V117H215V116H217V112L219 111V109L222 107ZM222 113V110H220V112H219V114H221ZM228 114V113H227ZM227 114H224V117L226 118V121H220V119H218V120H216V121H214L212 124L215 126L214 128L216 129V131H215V135L216 134H218V132H217V130H220V129H218L219 127H223V129L222 130H227V132L224 134V135H222L220 138H224V139H226V137L227 136H230V137H232V136H234V137H236L237 135H235L234 134V131H237V130H241V129H243L244 128V124H243V122L246 120L245 118H244V116L242 115V114H239V116L238 115H235V116H238V117H236L233 121H230V122H227V120H230V118H227ZM180 115H177L176 117H178V116H180ZM212 115V116H211ZM171 117V116H170ZM170 117H167L166 115H163V125L161 126V127H163V129H164V125L165 124H167L168 122H171L173 119H174V117H172V118H170ZM175 117V118H176ZM169 118V119H168ZM224 118V119H225ZM223 119V120H224ZM237 126V127H236ZM205 127H208V126H205ZM240 127V128H239ZM192 128V129H191ZM200 131H202V129L200 130ZM198 132V131H197ZM192 133V134H193ZM209 134H210V131L208 132ZM208 134V135H209ZM213 134V133H212ZM232 134V135H231ZM214 135V134H213ZM238 136H240V135H238ZM191 137V136H190ZM207 137V136H206ZM165 138H163V140H165ZM194 138L196 139V137L194 136ZM169 139V138H168ZM172 139V138H171ZM168 141V140H167ZM171 141V140H170ZM230 141H232V139L230 138Z\"/></svg>","mask_w":264,"mask_h":264}]
</instances>
